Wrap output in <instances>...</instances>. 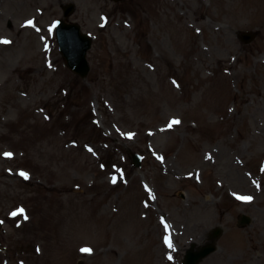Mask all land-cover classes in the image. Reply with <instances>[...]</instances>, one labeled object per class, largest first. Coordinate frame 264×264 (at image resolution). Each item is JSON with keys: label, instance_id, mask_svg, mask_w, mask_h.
Returning <instances> with one entry per match:
<instances>
[{"label": "rangeland", "instance_id": "1", "mask_svg": "<svg viewBox=\"0 0 264 264\" xmlns=\"http://www.w3.org/2000/svg\"><path fill=\"white\" fill-rule=\"evenodd\" d=\"M0 219V264H182L215 227L196 264H264V0H0Z\"/></svg>", "mask_w": 264, "mask_h": 264}, {"label": "water", "instance_id": "2", "mask_svg": "<svg viewBox=\"0 0 264 264\" xmlns=\"http://www.w3.org/2000/svg\"><path fill=\"white\" fill-rule=\"evenodd\" d=\"M75 9L73 3L64 7V16H68ZM253 33L241 32L240 37L243 41H249ZM56 40L58 48L64 58L66 65L81 77H85L89 71V65L86 59L87 50L91 46V37L81 31L80 26L75 22H65L58 20L56 24ZM134 165H139V160L133 155ZM243 223L248 222L247 217L242 218ZM1 227V221H0ZM219 230H216L215 239L218 237ZM215 249V243L210 242L199 247L197 250H187L184 257V264H196L206 255Z\"/></svg>", "mask_w": 264, "mask_h": 264}, {"label": "snow or ice", "instance_id": "3", "mask_svg": "<svg viewBox=\"0 0 264 264\" xmlns=\"http://www.w3.org/2000/svg\"><path fill=\"white\" fill-rule=\"evenodd\" d=\"M28 23H29V24H32L31 21H29ZM2 42H3V43H9L8 41H2ZM178 123H180L179 120H173V121L170 122L169 127H171L173 124H178ZM5 155H9V156H10L11 154H10V153H6ZM21 175H26V174L21 173ZM113 183H115V180H113ZM240 199L251 200V197H240ZM166 227H167V226H166ZM165 243H166L170 248L172 247L170 240L166 239V240H165ZM81 251H82V252H90L91 250H90V249H87V248H83V249H81ZM169 259H171V256H169Z\"/></svg>", "mask_w": 264, "mask_h": 264}, {"label": "bare ground", "instance_id": "4", "mask_svg": "<svg viewBox=\"0 0 264 264\" xmlns=\"http://www.w3.org/2000/svg\"><path fill=\"white\" fill-rule=\"evenodd\" d=\"M201 17H202V13H201ZM194 47H196V45H194ZM188 49H189V47H188Z\"/></svg>", "mask_w": 264, "mask_h": 264}]
</instances>
